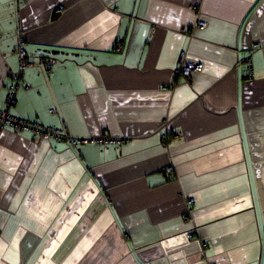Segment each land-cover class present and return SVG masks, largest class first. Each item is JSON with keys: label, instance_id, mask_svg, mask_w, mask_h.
I'll return each instance as SVG.
<instances>
[{"label": "crops", "instance_id": "obj_1", "mask_svg": "<svg viewBox=\"0 0 264 264\" xmlns=\"http://www.w3.org/2000/svg\"><path fill=\"white\" fill-rule=\"evenodd\" d=\"M17 27L10 114L109 142L0 130V264H264V0H0V108Z\"/></svg>", "mask_w": 264, "mask_h": 264}, {"label": "built area", "instance_id": "obj_2", "mask_svg": "<svg viewBox=\"0 0 264 264\" xmlns=\"http://www.w3.org/2000/svg\"><path fill=\"white\" fill-rule=\"evenodd\" d=\"M62 9H56L55 13L60 14ZM195 28L203 29L205 27L204 22H198L194 25ZM191 29L188 28L189 32ZM17 44L15 49V54L18 59V68L15 73L9 75V83L6 86V95L4 99V106L0 108V130L1 129H11L15 132H25L30 133L32 135L52 139L54 141H65L70 147L75 148L80 145H86L90 143H98L99 145L105 147L109 142L106 138H101L99 140L92 139H73L71 138L64 130H56L51 128L43 127L42 125L24 120L18 117H14L10 114V109L13 107L16 101V93L19 88L27 86L23 85V73L24 70L33 65V63L27 60V54L25 51V42L21 33L20 27H17ZM121 47L117 46L116 50H120ZM260 46L258 44L253 45L252 49L249 50L244 58V63L249 72H251L252 68V55L258 50ZM37 64L43 71L48 72L53 65V61L41 59L37 61ZM203 66L199 62H193L186 60L183 56L180 59L179 67L177 68L176 74L177 76L184 77L186 79L190 78L192 75L201 72ZM50 112H54L50 110ZM193 204V199H188L187 206H191ZM184 220H188V217L185 216ZM204 246V245H203Z\"/></svg>", "mask_w": 264, "mask_h": 264}]
</instances>
